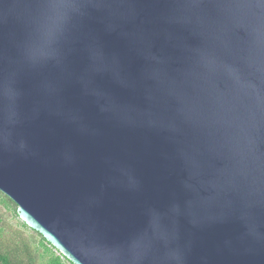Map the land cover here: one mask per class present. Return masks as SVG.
Masks as SVG:
<instances>
[{
    "label": "water",
    "instance_id": "95a60500",
    "mask_svg": "<svg viewBox=\"0 0 264 264\" xmlns=\"http://www.w3.org/2000/svg\"><path fill=\"white\" fill-rule=\"evenodd\" d=\"M0 191L73 264H264V0H0Z\"/></svg>",
    "mask_w": 264,
    "mask_h": 264
},
{
    "label": "rangeland",
    "instance_id": "374dc122",
    "mask_svg": "<svg viewBox=\"0 0 264 264\" xmlns=\"http://www.w3.org/2000/svg\"><path fill=\"white\" fill-rule=\"evenodd\" d=\"M3 194L0 191V251L9 255L12 264H50L52 253L42 245V236L24 224L17 206L2 201ZM53 252L60 255L56 249ZM61 258V264H72L66 257Z\"/></svg>",
    "mask_w": 264,
    "mask_h": 264
},
{
    "label": "trees",
    "instance_id": "16d2710c",
    "mask_svg": "<svg viewBox=\"0 0 264 264\" xmlns=\"http://www.w3.org/2000/svg\"><path fill=\"white\" fill-rule=\"evenodd\" d=\"M3 195L5 196V198H3V200H2L3 202L9 203L10 205L17 206V204L10 197H8L6 194H3ZM16 210H17V208H16ZM42 245L45 246L47 251H51V253H52V258L50 260V264H61V261H62L61 260L62 259L61 255L62 254L60 253V255H56L53 252V249H55V248L43 236H42ZM0 264H12L11 259H10L9 255L7 253H4V252L0 251Z\"/></svg>",
    "mask_w": 264,
    "mask_h": 264
}]
</instances>
